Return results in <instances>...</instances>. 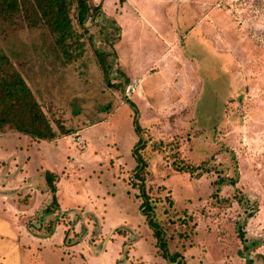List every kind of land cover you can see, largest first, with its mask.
<instances>
[{
  "label": "rangeland",
  "instance_id": "rangeland-1",
  "mask_svg": "<svg viewBox=\"0 0 264 264\" xmlns=\"http://www.w3.org/2000/svg\"><path fill=\"white\" fill-rule=\"evenodd\" d=\"M88 2L87 30L74 19L86 51L74 59L33 2L0 11V51L55 129L61 121L74 131L53 140L0 132V264H171L156 246L133 184L140 138L146 191L170 252L186 264H264V0L177 1L184 34L169 54L173 62L150 69L156 89L148 93L142 86L150 83L141 80L130 98L116 55L135 73L141 71L132 68L135 60L161 47L129 11L134 30L115 54L116 22H104V13L93 9L104 2ZM202 20L213 31L197 30ZM103 61L111 64L108 76ZM176 165L202 169L177 172ZM46 171L56 175L59 202L50 213ZM233 177L235 186L217 184ZM184 209L189 224L179 219Z\"/></svg>",
  "mask_w": 264,
  "mask_h": 264
},
{
  "label": "trees",
  "instance_id": "trees-1",
  "mask_svg": "<svg viewBox=\"0 0 264 264\" xmlns=\"http://www.w3.org/2000/svg\"><path fill=\"white\" fill-rule=\"evenodd\" d=\"M33 2L35 10L38 11V17L41 18L45 25L55 35L57 45L68 58H78L84 55L86 51V42L81 38V34L74 24V19L78 22L79 27L87 30L85 20L89 15L91 7L89 0H0L1 13L7 14L19 9L22 4ZM100 6L93 8L98 10ZM73 12V14H72ZM104 56L103 52H99ZM104 60V59H103ZM103 67L106 76H108L111 64L107 65L103 61ZM109 79V78H108ZM131 102V101H130ZM135 106L134 103L131 102ZM135 111V125L141 133L142 128L137 120ZM138 115V114H137ZM55 129L51 119L47 116L41 103L37 100L33 90L28 85L23 74L14 67L9 58L0 51V132L6 128L13 129L23 135H28L36 140H53L60 136L69 135L73 130L67 128L61 121L56 124ZM144 140L140 138L136 143L142 145ZM135 147L134 153L138 161L133 177V184L138 185L143 197L140 207L147 215L148 224L152 230L153 237L156 239V246L171 264H186L183 255L180 253H171L169 242L165 230L160 223V218L156 212V205L153 203L150 195L146 191L145 175L147 161L138 148ZM143 147V146H142ZM177 172L200 173L201 165H176ZM55 173L46 171L45 177L53 194L52 202L45 208V213H50L59 208V202L56 196ZM238 182L237 177L229 179H219L217 184L223 183L235 186ZM169 204H174L169 198ZM185 217H180L183 224H189L190 217L187 216V209L183 210ZM53 232V226L51 228Z\"/></svg>",
  "mask_w": 264,
  "mask_h": 264
},
{
  "label": "crops",
  "instance_id": "crops-1",
  "mask_svg": "<svg viewBox=\"0 0 264 264\" xmlns=\"http://www.w3.org/2000/svg\"><path fill=\"white\" fill-rule=\"evenodd\" d=\"M177 1L183 0H124L119 3H116L115 0H113L112 2L110 0H95L96 5L104 2L102 8L99 7L98 9L102 11V13H104L101 17L104 22H106L107 19H112L116 22L115 26L119 29L117 40L113 44L115 54H117V47L119 45V42H121V38L126 35L131 36L134 30L133 24L131 25V23L126 18L129 11L135 13L140 18L136 19V21L138 22L137 24L135 23L136 27L141 30L143 34H145L146 31H150V35L152 36L154 41H156V44L161 47L160 50L155 51L156 53L152 51L149 56H144L143 59L139 60L137 58L139 61L135 60L134 66L132 68L136 67L141 71L135 73H131L127 71V68L120 66L116 55L117 66L122 69V79L124 81H127L126 83L134 81L142 74L144 77H142V80L145 79L147 83H150L148 84V86H142L144 90L145 88H148L149 93L157 88L158 81L153 75L154 73L152 74L150 72V69L164 68L166 67V64L169 65L171 62H173V60L169 59V54H175L179 41L182 39L184 34L182 33L181 28L183 20V9L177 6ZM152 5H154V7H151ZM156 5L161 7V11L159 9H156ZM97 15H94L92 17L94 22L95 18L97 21ZM207 17L210 16L207 15ZM197 24H199L197 29L199 31H206V33H208V30L213 31L212 26L208 24V22H204V20H202L201 23ZM164 41H166V43H164ZM167 43L174 44V47L168 50ZM134 59L136 58H133V60Z\"/></svg>",
  "mask_w": 264,
  "mask_h": 264
},
{
  "label": "built area",
  "instance_id": "built-area-1",
  "mask_svg": "<svg viewBox=\"0 0 264 264\" xmlns=\"http://www.w3.org/2000/svg\"><path fill=\"white\" fill-rule=\"evenodd\" d=\"M141 80H142V78L135 79L134 81L129 82L126 85V88H125L126 97L130 98L137 91L139 85L141 84ZM80 141H81V137H78V143Z\"/></svg>",
  "mask_w": 264,
  "mask_h": 264
},
{
  "label": "bare ground",
  "instance_id": "bare-ground-1",
  "mask_svg": "<svg viewBox=\"0 0 264 264\" xmlns=\"http://www.w3.org/2000/svg\"><path fill=\"white\" fill-rule=\"evenodd\" d=\"M140 86H141V85H139V87H138V88H140ZM137 90H138V89H137Z\"/></svg>",
  "mask_w": 264,
  "mask_h": 264
}]
</instances>
